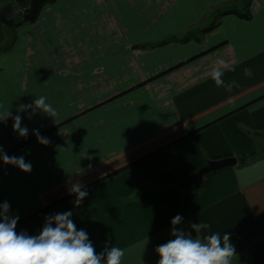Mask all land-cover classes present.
<instances>
[{"label": "crops", "instance_id": "obj_1", "mask_svg": "<svg viewBox=\"0 0 264 264\" xmlns=\"http://www.w3.org/2000/svg\"><path fill=\"white\" fill-rule=\"evenodd\" d=\"M29 3L0 0V115L29 129L20 138L11 116L0 120V147L32 164L25 173L0 159V204L19 216L16 232L39 235L47 215L71 210L97 253L116 246L122 264H157L181 214L177 228L210 225L201 239L230 234L233 264H264V0L250 1L249 19L219 15L242 0H52L1 50L6 22ZM217 58L239 88L215 86ZM39 96L56 118L21 111ZM229 156L236 165L186 195L200 168ZM76 183L89 193L79 207L73 196L44 209Z\"/></svg>", "mask_w": 264, "mask_h": 264}, {"label": "clouds", "instance_id": "obj_2", "mask_svg": "<svg viewBox=\"0 0 264 264\" xmlns=\"http://www.w3.org/2000/svg\"><path fill=\"white\" fill-rule=\"evenodd\" d=\"M226 61L217 58L216 66L211 71V79L217 88H223L232 92L239 88L237 80H224ZM234 71V68L227 69ZM243 75L246 78L253 76L251 68H244ZM47 101V97L39 96L32 104L25 105L21 111L30 114L31 119L37 111L53 118L58 116L57 110ZM13 119L12 130L18 133V137L27 138L29 129L22 126L25 117L17 114L12 116L10 111L0 115V120L9 117ZM41 145H48L49 138L43 136L39 129H33ZM0 159L6 165H13L25 173L32 171V164L27 162L24 156H9L0 147ZM69 194H75L74 205L79 207L88 196V191L79 183L72 184ZM10 204L5 201L0 204V264H122L125 251L119 247H106L97 253L88 234L84 229L77 230L72 219L71 210L62 213L49 214L45 217V223L39 235L30 236L25 231L16 232L18 215H9ZM183 216L177 214L172 218L173 228L170 235L174 237L155 248L160 259L157 264H233L237 256L236 249L230 241V234L211 233L199 238L202 230L209 229L210 225L202 222H189L190 231L175 227L183 222ZM196 233L195 238L192 232Z\"/></svg>", "mask_w": 264, "mask_h": 264}, {"label": "water", "instance_id": "obj_3", "mask_svg": "<svg viewBox=\"0 0 264 264\" xmlns=\"http://www.w3.org/2000/svg\"><path fill=\"white\" fill-rule=\"evenodd\" d=\"M44 1L47 0H30L29 6L26 10L17 12L9 18L4 27L7 40L3 45H1V50H7L12 46L15 40L14 28L25 20L33 19L39 9L40 4ZM236 164L237 158L234 156L210 160L205 166L198 170L197 175L201 178L206 174L217 172L224 168L232 167Z\"/></svg>", "mask_w": 264, "mask_h": 264}, {"label": "trees", "instance_id": "obj_4", "mask_svg": "<svg viewBox=\"0 0 264 264\" xmlns=\"http://www.w3.org/2000/svg\"><path fill=\"white\" fill-rule=\"evenodd\" d=\"M48 1H52V0H47V1H44L43 3H41L40 6H39L38 11H37V13H36V15L34 16V18L31 19V20H25V21H33V20L36 18L37 14H38V12H39V10H40V7H41L44 3L48 2ZM250 1H251V0H242V2H243V7H242L241 9L232 8V9H229V10H225V11H221V12H219V15H223V14H226V13H234V14L238 15V16L241 17V18L249 19V18L251 17L250 9H249V8H250ZM215 24H216V22H215L214 24H211V25L208 26L207 28H204L203 31L210 30ZM191 36H192V35L188 34V35H186L185 37L180 38V39H178V40L185 41V40H187L188 38H190ZM250 156H251V155H248V156H241V157L239 158L240 164L245 163V162L247 161V159H248ZM140 160H141V159H140ZM134 163H136V162H134ZM134 163H131V164H129L128 166H126V167H124V168H122V169H125V168H127V167L133 165ZM120 170H121V169H120ZM118 171H119V170H118ZM116 172H117V171H116ZM197 177H198V176H197ZM197 180H198V182H197V186H192V188H190V191H188L186 195H193V194H196V193H198L199 190L202 188L201 178L199 177V179H197ZM73 196H75V194H68V195H66V196H63L62 198H59L58 200H56V201L52 202L51 204H49L48 206H46L44 209L49 208V207H53V206H55V205H57V204H59V203H61V202L66 201L67 199H69V198H71V197H73Z\"/></svg>", "mask_w": 264, "mask_h": 264}, {"label": "rangeland", "instance_id": "obj_5", "mask_svg": "<svg viewBox=\"0 0 264 264\" xmlns=\"http://www.w3.org/2000/svg\"><path fill=\"white\" fill-rule=\"evenodd\" d=\"M20 12V11H19Z\"/></svg>", "mask_w": 264, "mask_h": 264}]
</instances>
